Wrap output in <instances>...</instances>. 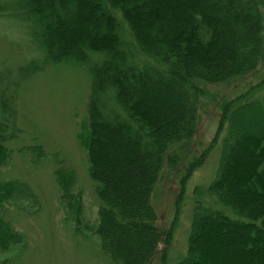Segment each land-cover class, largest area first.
<instances>
[{
  "label": "trees",
  "instance_id": "obj_1",
  "mask_svg": "<svg viewBox=\"0 0 264 264\" xmlns=\"http://www.w3.org/2000/svg\"><path fill=\"white\" fill-rule=\"evenodd\" d=\"M263 7L264 0L19 4L21 16L37 26L43 63L101 57L90 69L81 143L99 202L93 229L113 262L150 264L159 245L171 242L174 226L157 225L155 187L165 170L178 172V212L187 179L224 130L213 180L194 189L187 252L175 264H264V99H221L215 137L179 170L208 86L232 83L264 62ZM7 101L0 95L2 114ZM7 131L2 118L0 166ZM11 184H0V197L12 192ZM8 230L0 220V240L16 243L20 237Z\"/></svg>",
  "mask_w": 264,
  "mask_h": 264
},
{
  "label": "rangeland",
  "instance_id": "obj_2",
  "mask_svg": "<svg viewBox=\"0 0 264 264\" xmlns=\"http://www.w3.org/2000/svg\"><path fill=\"white\" fill-rule=\"evenodd\" d=\"M21 1L0 0V95L8 98L9 107L7 114L0 111V120L5 118L8 124L0 184H14L10 194L0 197V220L10 229V238L20 237L16 243L0 240V264H117L102 252L93 229L99 202L81 143L88 122L90 69L101 57L43 63L37 26L21 16ZM242 94L264 99V62L232 83L208 86L197 132L182 151L179 170L215 137L217 103ZM223 134L224 130L187 179L178 212L175 200L181 177L178 172L162 173L152 205L157 225L172 224L173 236L167 246L159 245L150 264H162L161 251L165 264H175L186 255L194 189L206 188L213 180Z\"/></svg>",
  "mask_w": 264,
  "mask_h": 264
}]
</instances>
